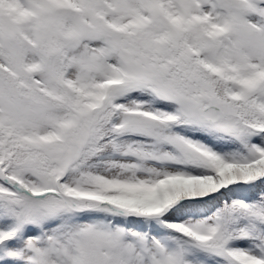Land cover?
<instances>
[{
	"label": "snow or ice",
	"instance_id": "obj_1",
	"mask_svg": "<svg viewBox=\"0 0 264 264\" xmlns=\"http://www.w3.org/2000/svg\"><path fill=\"white\" fill-rule=\"evenodd\" d=\"M0 264H264V0H0Z\"/></svg>",
	"mask_w": 264,
	"mask_h": 264
}]
</instances>
